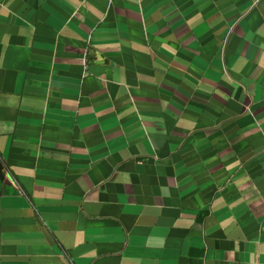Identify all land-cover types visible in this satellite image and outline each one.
<instances>
[{
    "label": "crops",
    "instance_id": "1",
    "mask_svg": "<svg viewBox=\"0 0 264 264\" xmlns=\"http://www.w3.org/2000/svg\"><path fill=\"white\" fill-rule=\"evenodd\" d=\"M0 264H264V0H0Z\"/></svg>",
    "mask_w": 264,
    "mask_h": 264
},
{
    "label": "built area",
    "instance_id": "2",
    "mask_svg": "<svg viewBox=\"0 0 264 264\" xmlns=\"http://www.w3.org/2000/svg\"><path fill=\"white\" fill-rule=\"evenodd\" d=\"M84 65H85V67H87V63H86V60H85V62H84Z\"/></svg>",
    "mask_w": 264,
    "mask_h": 264
}]
</instances>
